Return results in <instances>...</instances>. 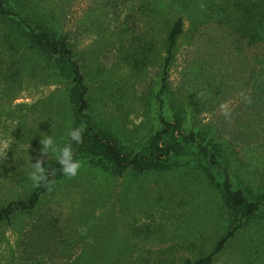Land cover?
<instances>
[{
	"label": "rangeland",
	"instance_id": "374dc122",
	"mask_svg": "<svg viewBox=\"0 0 264 264\" xmlns=\"http://www.w3.org/2000/svg\"><path fill=\"white\" fill-rule=\"evenodd\" d=\"M26 3L59 31V0ZM95 3L97 0H75L63 26L75 38L76 51L84 56L88 84L99 111L132 135L149 119L147 101L160 77L167 29L181 15L171 11L159 18L149 8L141 13L134 7L103 9ZM183 23L184 35L167 84L177 104L192 106L209 99L210 73L200 71L201 65L210 71L213 60L222 57L218 50L233 47L227 37L218 42L210 39V35L214 39L221 36L212 23L197 32H191L193 25L187 15H183ZM132 48H147L149 53L141 83L135 82L128 63L135 57ZM262 49L250 47L237 57H230L229 50L216 61L217 70L228 72L226 88L235 82L237 89L245 90L238 82L249 81L253 69L259 68ZM19 80L22 88L10 99L3 97L4 86L0 85V208L28 194L31 159L33 163L50 159V153L41 155L40 141L45 135L60 134L66 111L56 99L61 93L59 83L50 82L40 72H26ZM230 92L233 97L227 98L224 91L214 109L194 111L187 130L212 128L213 141L222 147V165L233 182L249 195L260 197L264 194V105L259 112L247 113L243 101L248 96L240 99L234 88ZM206 137L210 139V133ZM196 160L186 156L175 170L142 175L111 177L81 168L76 177L50 191L38 213L14 219L0 229V264H62L61 258L51 262L49 257L19 260L18 240L45 211L60 220V236L65 239L69 231L80 233L82 226L88 228L77 255L63 264H182L208 256L226 233L219 186L222 177L212 167L215 179H208ZM259 222L239 233L214 264H264V218ZM255 248L258 254L250 252Z\"/></svg>",
	"mask_w": 264,
	"mask_h": 264
},
{
	"label": "trees",
	"instance_id": "16d2710c",
	"mask_svg": "<svg viewBox=\"0 0 264 264\" xmlns=\"http://www.w3.org/2000/svg\"><path fill=\"white\" fill-rule=\"evenodd\" d=\"M74 1L59 0L58 31L49 22L41 19L40 14L38 16L36 11L30 10L26 5L27 0H0V49H4V53L0 50V85L4 86L3 97L10 99L22 88L19 78L26 72L30 75L40 72L50 82L59 83L61 93L56 99L58 102L60 100L66 111L63 114L61 132L53 138L62 147L69 142L67 133L70 129H83V143L72 142L74 157L81 161V168L101 171L111 177L126 173L142 175L175 170L186 156H193L197 158L196 164L208 179L214 178L212 167L219 170L222 177L219 186L225 210L223 217L226 233L208 256L182 262L214 264L216 258L228 249L239 233L246 230L247 226L260 223L264 218V194L254 197L233 182L228 169L222 165V147L216 144L215 137V142L213 141L212 128H207L211 132L207 129L205 132L194 129L188 131L187 125H192L194 111L199 113L206 107L214 109L220 104L224 91L227 98L229 95L233 97L230 92L232 88L236 94L240 92V99L248 96V100L243 101L247 113L259 112L258 108L264 105V51L257 59L259 68L253 69L249 81L238 82L246 91L237 89L235 82L233 86L226 88L225 77L228 72L217 70L214 65L229 50L230 57H237L238 53L247 48L264 47V0H97L96 6L103 9L124 5L131 7V10L138 8L141 13L149 8L159 18L165 17L171 11L181 15L167 29L160 77L152 85L147 101L149 119L132 132V135L124 127L122 129L119 123H112L113 119L108 120L97 107V98H94L88 84L89 72L84 56L76 51L75 38L63 26ZM183 15L190 18L193 25L191 32L205 29L212 23L221 32V36H215L214 39V35H210V39L218 42L221 37H227L233 47L228 49L226 46L227 50H218L222 57L213 60L210 71H206L205 64L201 65L200 71L210 73L207 89L209 99H201L192 106L183 102L177 104L178 100L167 84L179 40L184 35ZM132 49L135 57L128 63L135 75V82L141 83L149 53L147 48ZM208 133L210 139L206 137ZM50 155L44 166L48 180L54 182L53 190L69 177L63 174L56 155ZM28 181V194L0 208V229L11 225L14 219L34 216L40 211V206L50 191L44 184L37 186L30 178ZM50 212H42L18 240L19 260L22 262L49 257L50 262L61 258L63 264L73 260L79 252L85 235L69 231L70 234L65 233L69 236L68 239L60 236L63 230L60 220ZM250 252L258 254L256 248Z\"/></svg>",
	"mask_w": 264,
	"mask_h": 264
},
{
	"label": "clouds",
	"instance_id": "9594fccd",
	"mask_svg": "<svg viewBox=\"0 0 264 264\" xmlns=\"http://www.w3.org/2000/svg\"><path fill=\"white\" fill-rule=\"evenodd\" d=\"M67 135L70 138L69 142L62 147L57 145L52 134L43 136L40 141L42 145L41 155L43 156L49 153L55 154L63 174L66 177L72 178L78 175L82 167L81 161L74 157L72 142H75L76 144L83 143V129H70ZM28 175L35 185L39 186L44 184L49 191L52 190L54 182L48 180L42 159H37L35 163H33L31 159V168ZM80 232L82 235H86L88 232L87 226H82Z\"/></svg>",
	"mask_w": 264,
	"mask_h": 264
}]
</instances>
